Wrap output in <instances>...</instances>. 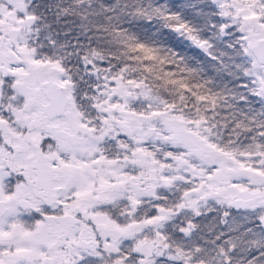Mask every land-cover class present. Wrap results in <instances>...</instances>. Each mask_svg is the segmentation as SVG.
Here are the masks:
<instances>
[{
	"label": "snow or ice",
	"instance_id": "obj_1",
	"mask_svg": "<svg viewBox=\"0 0 264 264\" xmlns=\"http://www.w3.org/2000/svg\"><path fill=\"white\" fill-rule=\"evenodd\" d=\"M0 264H264V0H0Z\"/></svg>",
	"mask_w": 264,
	"mask_h": 264
},
{
	"label": "trees",
	"instance_id": "obj_2",
	"mask_svg": "<svg viewBox=\"0 0 264 264\" xmlns=\"http://www.w3.org/2000/svg\"><path fill=\"white\" fill-rule=\"evenodd\" d=\"M177 3L181 2V0H176Z\"/></svg>",
	"mask_w": 264,
	"mask_h": 264
}]
</instances>
